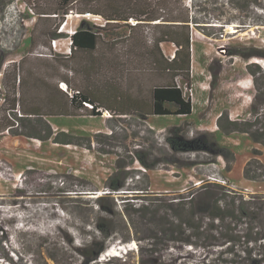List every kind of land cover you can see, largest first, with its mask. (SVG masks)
Returning <instances> with one entry per match:
<instances>
[{"label":"rangeland","instance_id":"rangeland-1","mask_svg":"<svg viewBox=\"0 0 264 264\" xmlns=\"http://www.w3.org/2000/svg\"><path fill=\"white\" fill-rule=\"evenodd\" d=\"M84 1L71 0L75 3L69 9L74 14L65 24L66 11L60 0L50 4L46 0H0V61L5 59L0 73V124L15 99L13 82L18 71L10 63L23 58L26 67L35 68L49 84L64 89L65 82L83 89L95 79L100 84L112 78L123 88H130L124 79L138 82L142 92L154 85L147 78L150 65L138 55L147 52L146 43L158 35L159 28L144 24L129 36L125 29L119 30V41L109 42L103 52L90 56L91 74L84 77L80 65L69 58L71 33L80 27L94 30V22L84 24L78 16ZM155 1L143 0L141 5ZM119 2L120 8L126 6V0ZM254 2L264 6V0H166V20L172 10L176 16L188 10L192 20L193 76L180 81L185 97L193 103L191 115L145 119L102 110L91 118L79 113L78 117L55 115L59 118L44 120V126L68 133L80 145L0 133V264H102L99 260L111 250L119 254L111 264H140L141 244L150 231L145 224L130 226L126 215L133 212L131 204L139 208L151 200L175 201L179 194L204 183L223 184L247 197L264 194V145L246 133L226 134L217 125L224 112L232 120L252 116L258 89L247 65L257 60L264 68V8ZM237 5H248V10L239 11ZM45 7L51 8L47 11L51 16L41 11ZM44 20L51 25L40 23ZM55 30L63 37L55 36ZM32 35L36 36L33 41ZM105 40H110L108 35ZM221 47L234 48L237 53L224 56ZM131 49L134 55L127 53ZM260 106L264 111V105ZM45 127L42 135L47 132ZM248 168L259 180L246 178ZM112 177L118 184L126 181V188L108 194L104 205H98V197L110 191L107 184ZM147 182V190H138ZM47 206L49 210H44ZM110 208L112 217L102 212ZM136 237L145 241L140 243ZM126 239L131 241L123 242ZM165 249L171 264L209 260L208 249L178 242L167 243Z\"/></svg>","mask_w":264,"mask_h":264},{"label":"trees","instance_id":"trees-1","mask_svg":"<svg viewBox=\"0 0 264 264\" xmlns=\"http://www.w3.org/2000/svg\"><path fill=\"white\" fill-rule=\"evenodd\" d=\"M88 1H90L89 3L94 2V0ZM133 1L126 0L124 8L119 6V10L112 20L100 16L106 21L103 26L101 25L102 23L99 25L94 23V30L84 27L78 28L70 38L72 45L69 58H74L75 63H77L82 53L89 54L94 52L101 41L109 44V42L120 39L118 37L119 33H121L118 32L119 30L125 29L129 32L126 36H129L138 30L139 25L151 24L153 16L150 13H152V9H155L154 3H147V6L139 7L140 5L137 3L132 6ZM60 2L64 6H71V4L75 3H70L71 0H60ZM254 3L256 7L264 8L262 4ZM156 7L158 8V6ZM131 8L136 10L144 8L145 12L143 15L138 14L129 18L125 14ZM160 8L157 10H160L161 14L165 11L166 14V10L162 7ZM246 8H248V5L247 7L237 5L239 11H247L248 9ZM68 10L69 12H67ZM64 11L66 12L63 16L66 17L71 14L73 9L68 8ZM176 13V10H172L171 14L169 12V18L164 25H155V27L159 28L158 35L146 43L144 50L147 52L138 55V58L142 61L146 60L148 65H150L147 78L149 81H153L154 85L152 83L153 86L147 92H142L141 88L137 86L139 83L129 79L124 80H126V85H130V88L129 86L123 88L121 82L114 80L116 83L113 82L112 92H104L97 100L83 89L69 88V84L66 85L68 90L73 92V96L59 87L67 94L71 105L80 113L86 111L88 115L94 117L101 115L102 110L113 115L116 111L121 115H139L145 119L153 116L191 115L193 103L191 99L185 97L180 81L182 79L190 81L193 76L192 20L188 10L181 12L180 16H176ZM91 14L99 16L94 12ZM132 20L135 23H132ZM115 31L116 33H114ZM53 34L63 37L57 30ZM107 35L110 40H105ZM34 39H36V36L34 38L32 35V41ZM164 44L176 47H174V57L164 51ZM227 51L229 54H227ZM219 52L224 56L237 53L234 48L227 47H221ZM127 53L134 55L133 49ZM261 55L264 56V53ZM4 62L5 59L0 61V73L3 70ZM22 67L23 59L14 69L15 72L18 71L15 74L17 85L22 84L20 73ZM247 69L254 77L255 85L258 89V94H256L257 96L253 102L251 118L247 120H232L228 112H224L218 118L217 125L226 134L246 133L256 143L264 145V111H262L260 106L261 104L264 105V68L256 62L248 64ZM126 73H129V71H126ZM7 74L6 69L4 71V82ZM6 88H8L7 85ZM13 94H15V99L8 105L9 108L6 110V115L3 116L2 124H0V133L11 132L14 136L23 135L44 141L52 140L57 144H81L76 142L75 138L66 132L57 133L50 126L45 125V127L44 120L46 121L45 117L48 116L28 113L23 110V106L19 108L18 102L20 101L17 99L18 93L15 87ZM1 98L0 93V100ZM111 104L114 105L115 109L110 108L112 107ZM18 109H20L22 116H19ZM10 115L12 118H10ZM29 119L32 120L31 124ZM33 119H37L35 122L37 125H35ZM39 124H43L41 130L38 129ZM44 127L47 132L42 135ZM15 128L18 129L15 130ZM29 128L30 130L28 131L27 129ZM245 175L246 178L253 181L259 180L260 177L251 172L249 168L246 169ZM109 181L107 188L110 191L105 194L106 196L98 197V205L103 206L104 201L109 199L108 197H110L109 195L112 192L126 188V181L118 184L114 177L109 179ZM148 187L149 182H147V186L138 190H147ZM248 195L247 197L223 184L204 183L187 194H179L174 198L176 199L175 201L170 199V202L164 201V199L151 200L148 204H142L139 208L135 204H131L130 208L133 212H128L126 215L130 226L137 228V224H145L150 231V236L146 238L148 239L146 243L141 244L140 264H171L165 256V248L169 242H178L194 246L195 249H204L205 251L208 249L210 253L209 260H202L197 264H264V194ZM115 206L116 204L113 205V207ZM46 209L49 210V206L44 207V210ZM128 209L126 208V211ZM51 212L54 213V211ZM102 212H106L110 217L114 215L112 214V208L108 210L102 209ZM49 215H52V213ZM134 240L140 243L145 241L141 237H136ZM130 241V239L123 240V242ZM104 250V247L100 248L101 252H104ZM118 257L117 251L111 250L99 262L111 264Z\"/></svg>","mask_w":264,"mask_h":264},{"label":"crops","instance_id":"crops-1","mask_svg":"<svg viewBox=\"0 0 264 264\" xmlns=\"http://www.w3.org/2000/svg\"><path fill=\"white\" fill-rule=\"evenodd\" d=\"M48 4H50L51 0H46ZM58 0H55V2H57ZM143 0H134L132 2V6L134 5V3H140L141 7ZM157 1V2H156ZM154 2V6L155 9H152V13H150L153 16V20H152V26H155L157 24L159 25H164L166 23V14L162 12H160V10H157L158 8L161 9L160 7L164 8L166 7V0H156ZM161 1H162V5H161ZM90 1L85 0L83 2V4L80 5V9L78 14L80 15H86V14H91L92 12H94L96 15L106 17L107 19H114L116 16V12L119 10V0H94L93 3H89ZM39 4H41V6H43L44 4L42 2H39ZM145 4V2L143 3V5ZM47 6V5H46ZM158 6V8L156 7ZM70 6L66 5L63 7V10H67ZM144 7V6H143ZM51 8L49 7H45L43 9H41V11L45 12L44 15L46 16H51L52 12H47L50 11ZM145 12L144 8H138L137 10L135 8H131L130 10H127L125 16H129V18L131 17H135L138 14L143 15ZM72 13L74 14V12L72 11ZM53 16V15H52ZM140 17V16H139ZM84 18V17H83ZM104 22H106L105 20H103ZM44 22L45 24L47 23L48 26H50L51 24L48 22V20H44V21H40V23ZM84 24L87 23H93L89 20L83 19ZM39 23V22H38ZM99 24L101 22H98ZM97 23V24H98ZM150 23V22H148ZM98 24V25H99ZM151 24H147V25H151ZM102 25V24H101ZM146 25V24H144ZM103 26V25H102ZM71 38V36L69 37V39ZM105 45H107L104 42H100L98 48L91 53H82V56H80V58H78L77 60V64L80 65V67L83 70V74L84 77L87 79V77L89 78V74L90 70L92 69V63L93 60L92 58H90V56L94 53L95 55L97 54V51H101L103 52V48L105 47ZM43 46V45H39ZM166 49H169L170 53L169 55H172L174 52V47L172 45H167L164 44L163 45V49L166 52ZM168 54V53H167ZM102 55V54H100ZM74 60V58L72 59ZM75 61V60H74ZM21 62V60L17 63L16 61L11 62L10 64L14 63L17 67V65H19V63ZM26 63L27 60L26 58H23V67L20 70L21 73V77H22V84H18L15 82V78H14V87L17 91V99L20 101L18 102L19 104V108L21 106H23V110H25L28 113H36V114H40V115H45L48 117H45V119L47 118H52V117H57V116H61V117H78L79 115V111H77L72 105H71V101L68 98L67 94L62 91L58 86H52L51 84H49V81L47 78H44L39 72H37V70L35 68L31 69L28 68V66L26 67ZM137 64V62H136ZM193 64V63H192ZM66 66V64H65ZM71 67V66H68ZM15 68V67H14ZM41 72V71H40ZM28 74L27 77H25V74ZM42 73V72H41ZM112 73L114 74V76H116V71L112 70ZM114 80H116L115 78L110 79L109 82H102L100 84L96 83V79L94 84H90L85 86V88H83V90L88 93L90 96H92L94 99H98V97L100 95H102L104 92H112L113 90V82L116 83ZM69 84V88H75L73 83H67ZM79 88V86L77 87ZM15 95V94H14ZM112 109H115V107H113L114 105L111 104ZM83 114L82 117H87V118H91L94 116H90L88 115V112H81ZM57 115V116H55ZM59 118V117H57Z\"/></svg>","mask_w":264,"mask_h":264},{"label":"built area","instance_id":"built-area-1","mask_svg":"<svg viewBox=\"0 0 264 264\" xmlns=\"http://www.w3.org/2000/svg\"><path fill=\"white\" fill-rule=\"evenodd\" d=\"M31 9V8H30ZM72 15H73V13L71 12V14H68L66 17V21H65V24L68 22V18L69 17H72ZM78 16L79 17H84L83 19H86V20H89V21H91V22H94L95 24L97 23V22H101L102 23V25H105L106 23L103 21V19L100 17V16H95V15H92V14H86V15H80V14H78ZM132 23H135V21L134 20H132ZM64 24V25H65ZM73 35V34H72ZM71 35V36H72ZM70 40V52H71V45H72V40L71 39H69ZM175 47V46H174ZM55 48H56V45H55ZM176 48V47H175ZM174 54H175V49H174V52H173V54L171 55L172 57H174ZM63 90H65L66 92H69L70 93V95L71 96H73V92H71L70 90H68V87H67V89H64V88H62ZM18 112H19V116H22V114H21V111H20V109H18Z\"/></svg>","mask_w":264,"mask_h":264},{"label":"bare ground","instance_id":"bare-ground-1","mask_svg":"<svg viewBox=\"0 0 264 264\" xmlns=\"http://www.w3.org/2000/svg\"><path fill=\"white\" fill-rule=\"evenodd\" d=\"M73 16V15H72ZM71 35H72V33H71ZM255 62H258V63H260L259 61H257V60H254Z\"/></svg>","mask_w":264,"mask_h":264},{"label":"clouds","instance_id":"clouds-1","mask_svg":"<svg viewBox=\"0 0 264 264\" xmlns=\"http://www.w3.org/2000/svg\"><path fill=\"white\" fill-rule=\"evenodd\" d=\"M264 66V65H263Z\"/></svg>","mask_w":264,"mask_h":264}]
</instances>
